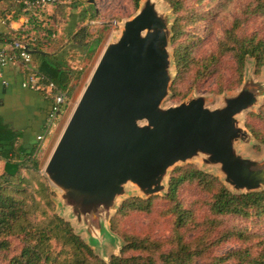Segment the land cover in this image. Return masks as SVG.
I'll list each match as a JSON object with an SVG mask.
<instances>
[{
  "label": "water",
  "instance_id": "1",
  "mask_svg": "<svg viewBox=\"0 0 264 264\" xmlns=\"http://www.w3.org/2000/svg\"><path fill=\"white\" fill-rule=\"evenodd\" d=\"M170 38L168 16L143 0L106 44L43 166L95 247L103 233L114 240L109 221L129 197L127 186L143 199L167 193L174 166L198 156L218 167L230 191L264 189V155L253 159L236 148L250 139L238 116L258 104L264 83L247 76L219 107L204 96L163 107L175 64Z\"/></svg>",
  "mask_w": 264,
  "mask_h": 264
},
{
  "label": "trees",
  "instance_id": "2",
  "mask_svg": "<svg viewBox=\"0 0 264 264\" xmlns=\"http://www.w3.org/2000/svg\"><path fill=\"white\" fill-rule=\"evenodd\" d=\"M1 1V0H0ZM135 8L139 0H132ZM175 11L180 5L175 0H165ZM251 13L264 16V0H253ZM61 6V5H59ZM58 7V6H56ZM239 23V22H238ZM238 23H233L225 30L219 41L217 51L203 61V68L207 72H214L218 57L230 56L234 64V80L228 85L220 84L222 89H233L242 81L244 63L247 57L253 58L255 72L264 66V39L256 33H239ZM171 42H175L182 33L179 23L172 28ZM47 35H52L50 29ZM18 37V36H16ZM86 37L85 28L74 32L72 40L76 46L86 50L90 56L99 39L82 43ZM5 35L0 33V42ZM12 39L10 40V42ZM23 42L32 50H42L37 40L23 38ZM183 43L175 46L174 60L181 75L184 68L188 69L190 52H186ZM183 50V51H182ZM39 63L33 69L35 74L43 76L46 81H52L65 91L68 96L77 87L81 71L68 65L65 52L57 50L51 54L37 52ZM210 69V70H209ZM209 70V71H208ZM218 70V66H217ZM202 74L203 72L200 71ZM173 97L176 89L171 88ZM39 92V91H38ZM49 100V99H48ZM50 101V100H49ZM264 120V105L257 114L249 113L245 125L258 139L264 143V134L260 133L250 120L252 118ZM40 143L24 145L20 141L19 133L5 125L0 119V255L7 260V264H264V242L257 241V236L250 237L240 228L224 230L213 241L209 236L213 230L223 223L226 216L248 218L254 214H264V189L248 193H234L230 191L217 177L197 168L192 164L174 167L171 170L168 191L166 193L167 209L164 212L171 216V235L165 239H154L147 235H137L125 228H121V220L133 212L150 213L156 195L146 199L132 196L123 200L116 214L111 219V229L123 239V245L118 254H111L106 263L97 256L91 248L73 232L69 222L50 213L47 206H37L30 186L31 181L38 179L47 197L50 194L44 177L40 174L39 162L36 158ZM192 186L203 195L202 203L207 207L206 217L197 221L194 211L185 208L179 198V189ZM31 214L35 221L23 223L21 218ZM46 216L38 219L39 216ZM202 226L199 237L185 240L188 232ZM10 235L17 236L18 251L7 258L6 253L12 249V244L6 239ZM236 238L248 245L230 251L221 257L209 255L210 249L221 239ZM198 260H202L199 262ZM207 260V261H206ZM204 261V262H203Z\"/></svg>",
  "mask_w": 264,
  "mask_h": 264
},
{
  "label": "rangeland",
  "instance_id": "3",
  "mask_svg": "<svg viewBox=\"0 0 264 264\" xmlns=\"http://www.w3.org/2000/svg\"><path fill=\"white\" fill-rule=\"evenodd\" d=\"M142 1L143 0H139L135 8L132 0H93L92 3H89L88 0H79L53 8L54 12L51 13V15H53L52 19L48 17L50 14L43 13L46 14V19L43 20L47 24L41 25L43 34L48 29L54 30V34H56V43H54V47L57 46L58 50L64 51V58L68 65L76 70H80L82 73L78 80L72 81V84L75 82L77 83V87L72 90L69 96V103L57 120L56 126L51 128L52 136L48 138L51 139L46 143H40L36 153V158L40 166V174L44 177L50 194L47 197L38 179L32 180L30 186L34 194L36 205L47 206L50 213H54L69 222L73 232L106 263L109 261L110 255L118 254L120 247L123 245L122 237L111 229V219L116 214L117 210L112 213L109 221V229L114 240L109 239L110 237L106 233H103V239L100 240L101 245L95 247L94 243L90 244V240L87 237L83 225L76 222L72 215H70L67 209L62 205L60 193L49 184L43 173V166L106 44L118 35L119 24L133 16L142 4ZM154 1L157 6L161 7L162 13L169 18L171 38L173 35L172 28L176 22L179 23L182 28L180 37L178 36V39H176L174 43L171 42L170 38L168 49L171 58H174L175 46L177 43L184 44L186 52H190L191 58L188 63V66L191 67L188 69L184 68L181 75L178 74L176 64L171 65L170 71L172 79L169 86V94L162 103L163 107L179 104L195 96H204L206 105L210 108L219 107L223 104L224 97L231 96L240 89L247 76H250L255 81L264 83V66L260 68L259 72H255V62L253 58L250 57H247L245 60L241 83L233 89H222L221 92H218L220 84L228 85L231 80H234V64L230 56L218 57L216 65L210 67V69L216 67L214 72L208 73L207 69L203 68V61L207 60L212 53L218 52L217 46L219 41L222 39L225 30L230 28L233 23L239 22V33H256L259 37L264 39V16L261 17L251 13L253 0H175V2H178L180 5V9L177 12H175L165 0ZM42 10H45V8L39 10V12H42ZM44 12H46V10ZM80 28H85L86 31V37L83 38L82 43L97 38L99 39L98 44L90 56H87L84 53L86 50L79 46L77 47V42L72 40L74 32ZM200 71L203 73L201 74ZM172 87L176 89L177 95L174 97L172 96ZM263 105L264 96L259 98V102L255 107L245 110L238 116L240 125L249 132L250 139L246 143L240 142L236 148L243 155L257 160L261 159L264 155V143L258 141L249 128L246 127L245 121L249 113L257 114ZM250 122L255 129L264 134V120L254 117ZM186 164H192L217 177L219 180L221 178L218 167L204 165L201 156L189 160ZM1 165L0 163V167ZM175 166H182V164L178 163ZM127 191L129 197L141 196L131 185L127 186ZM154 195L158 197L154 201L151 212H133L129 214L121 220V228H125L131 233L147 235L154 239L168 238L171 235V224L169 220L171 216H168V214L164 212L165 209H167L166 193H157ZM179 198L183 201L185 208L187 207L194 211L197 221L200 222L206 217L207 207L201 201L203 195L194 187H181L179 189ZM45 217L46 216L42 215L39 216L38 219ZM20 220L23 223L30 220L32 222L35 221L31 214H27V218H21ZM234 227L246 231L250 237L257 236V238H255L257 241L262 240L264 242V214H254L246 219L238 216H226L224 217L223 223L212 231L209 236V241H213L216 238L218 240L224 230L230 229L231 231ZM201 228L202 226H199L195 230L188 232L185 236V240L199 237L201 235V233H199ZM17 236L19 235H10L6 237L12 244V249L6 253L7 258L18 251ZM246 245H248L247 242H242L236 238L230 237L221 239L219 243L210 249L209 255H212V257H221L230 251L245 247ZM198 261L202 262V260ZM0 264H7V260L1 255Z\"/></svg>",
  "mask_w": 264,
  "mask_h": 264
},
{
  "label": "crops",
  "instance_id": "4",
  "mask_svg": "<svg viewBox=\"0 0 264 264\" xmlns=\"http://www.w3.org/2000/svg\"><path fill=\"white\" fill-rule=\"evenodd\" d=\"M53 8L55 7L47 6L45 7L46 12L42 10V12L38 11L33 14L23 11L12 0H1L0 33L5 35V38L0 42V49L3 48L7 52H11L10 40L20 34L28 40L42 42V52L51 54L57 51L58 47H54V43H56L54 30L51 29L52 35L48 36L46 32L43 34L41 28V25L47 24L43 20L46 19V14L43 13L50 14L48 17L52 19ZM29 51L32 60L31 69H34L39 63L37 52L41 51L32 49ZM27 74L28 71L21 62H8L7 65L0 66V119L5 125L19 133L20 141L24 145L39 141L37 136L42 134L51 109V101L45 98L42 93L21 85ZM49 137H45L39 143H46L51 139H48Z\"/></svg>",
  "mask_w": 264,
  "mask_h": 264
},
{
  "label": "built area",
  "instance_id": "5",
  "mask_svg": "<svg viewBox=\"0 0 264 264\" xmlns=\"http://www.w3.org/2000/svg\"><path fill=\"white\" fill-rule=\"evenodd\" d=\"M13 3L21 7L23 11L36 14L39 10L47 6H59L69 4L79 0H12ZM23 35L18 34V37H13L10 42V51L0 49V66L7 65L8 62L24 64L28 74L21 82L23 87L31 88L39 91L45 98L51 101V109L46 118L44 129L41 135L37 136L39 141L52 134V127L56 126L57 120L65 111V107L69 103V96L65 91L60 90L52 81H46L43 76L35 74L31 69V54L30 49L23 42Z\"/></svg>",
  "mask_w": 264,
  "mask_h": 264
}]
</instances>
